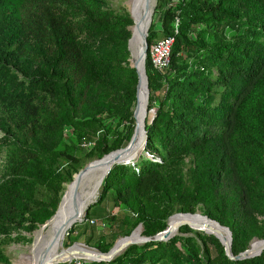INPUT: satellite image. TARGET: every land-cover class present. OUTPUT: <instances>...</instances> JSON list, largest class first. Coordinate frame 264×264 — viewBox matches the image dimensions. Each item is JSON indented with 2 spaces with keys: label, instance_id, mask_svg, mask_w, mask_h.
Instances as JSON below:
<instances>
[{
  "label": "trees",
  "instance_id": "obj_1",
  "mask_svg": "<svg viewBox=\"0 0 264 264\" xmlns=\"http://www.w3.org/2000/svg\"><path fill=\"white\" fill-rule=\"evenodd\" d=\"M235 5L258 14L249 13L244 29L228 38L229 19L239 23L231 17ZM152 16L148 44L167 35L174 40L164 72L146 57L149 106L157 102L145 120L146 142L136 158L110 167L85 210L86 225L93 226L89 219L98 205L124 200L129 211L111 214L113 239L129 234L140 221L146 235L166 229L172 208L164 206L148 219L139 199L161 181L167 163L191 153L205 164L191 185L178 186L180 210L200 204L217 226L229 227L231 251L237 254L249 249L254 236L264 238V0H163ZM131 23L127 10L105 0H0V99H30L52 90L51 122L59 144L92 138L94 144L86 143L90 158L126 145L134 129L138 79L128 59ZM110 131L115 136L108 142ZM38 152L28 158L25 174L0 181L2 228L17 214L33 213V206L45 201L39 195L49 201L58 181L71 179L59 162L65 154L61 149ZM61 195L40 221L54 212ZM179 231L166 240L130 244L99 264H264V247L233 259L215 235L187 225Z\"/></svg>",
  "mask_w": 264,
  "mask_h": 264
},
{
  "label": "rangeland",
  "instance_id": "obj_2",
  "mask_svg": "<svg viewBox=\"0 0 264 264\" xmlns=\"http://www.w3.org/2000/svg\"><path fill=\"white\" fill-rule=\"evenodd\" d=\"M105 1L108 3V5L112 6L116 10H127L130 15L131 11L126 4L127 0ZM168 1L171 0H165V2ZM159 2L160 4H162L163 0H156L154 8L159 5ZM231 8L233 12V15L231 17L234 19H239V23L234 24L233 20L229 19L230 27L225 30V35L228 38H231L233 33H240L244 29L245 21H247L249 13H253L254 15L258 14L257 11L248 10L244 6L235 5L231 6ZM156 17L157 16L154 17L153 23L154 26L158 29L160 28V23ZM130 58L133 61V57L129 50L128 59L131 65ZM156 92L158 93L159 91ZM55 100L56 98L54 92L49 89L42 91L39 95L30 99H0V181L4 177L12 176V174L14 173L21 175L25 174L28 158L37 157L39 154L38 151H40L41 148L46 147H52V149H56V152L58 154L60 149L65 153L64 155H61L59 157V162L63 167V171L67 173V175H71L70 180L63 179L60 183L58 181L54 185V192H52L49 201L48 198L44 196V194L39 195V197H42L45 201L42 204H37L33 206V213L26 211L24 213L17 214L12 220V222L9 221L4 228H2L0 225V264H20L19 261L22 259V256L25 253L29 252V246L33 243L35 232L39 230L46 222V220L51 217V215L56 211L60 200L58 201L54 212L45 220L40 221L39 218L41 217L43 211L45 209L51 208L52 202L57 197V194L62 192L63 195V193L67 189L68 184H70V181L73 179L74 174L77 173L79 169L83 168L91 160L99 158H90L89 146L86 143L91 142V144H94V139L92 138H84L77 145L75 143L73 146H65L59 144V142L55 139V135L53 133V124L51 122L53 109L55 107ZM156 103V101H153L151 103V106H149L148 100V117H151V115L155 111ZM136 104H138V102H136L135 92L134 105H132L133 112ZM135 123L136 120L134 117V127ZM114 136L115 133L110 131L106 135V140L110 142V140H112ZM4 139H10V142L4 144ZM140 154H144L150 157L147 153H145L144 150H142ZM204 164L205 160L203 158L201 159V157L191 153L182 154L180 160L177 162L167 163L162 169L163 178L161 179V181L154 185L152 191L149 190L144 197L139 199L142 211L146 215V218L152 219L155 216L161 214L163 212L162 208L164 206L172 208V212L168 214L164 219L166 224L168 222L167 227L169 226V223L173 218L185 215H195L198 213L204 214L203 208L200 204L193 206L190 210L187 211L180 210L181 204L178 203V200L182 198L181 196H178L177 193L178 186H180L181 189H184L187 186L191 185V183L193 182V178L195 177V171L197 173V169L203 167ZM76 166H78L79 169L77 171H74ZM97 208V213L92 214L90 216V219L92 218L94 220L93 226L86 225V220L84 219L83 215L82 220L75 221L68 228L63 239V249H69L76 246L77 244H82L87 249H97L98 251L101 250V246H104L106 243L111 242V245L107 249L109 250L110 247L113 245L110 249L111 251L115 247L117 241L120 238H124L123 235H118L115 239H113L112 231L115 229V220L111 218V214H114L115 216L123 215L124 213L129 211L128 204L124 200H119L118 203H115L113 200H107L106 202L98 205ZM107 213H109V215H106ZM205 215L206 214H204L203 216ZM90 219L89 221L91 222ZM182 225H187L194 231H202L204 233H207L203 230L194 229L190 225L184 223L179 226L175 234L180 233L179 229ZM136 227L132 229L133 231L136 228L132 232V234L139 228H141L142 231V221H140L136 225ZM220 227L223 229L224 232L225 230H227L221 225ZM141 234L146 235L143 233ZM189 234H193V232L191 231ZM227 234L225 232V236L229 237V235ZM252 239V241L250 240L249 243H252L254 241H260L258 240L260 238L257 236H254ZM80 251L83 252L84 255L88 253L84 249H81ZM122 251H120L119 253H121ZM74 259L75 257L70 260L58 262L57 264H69ZM89 260L93 261L94 259L90 258ZM94 261L98 262L95 264H99V261Z\"/></svg>",
  "mask_w": 264,
  "mask_h": 264
},
{
  "label": "bare ground",
  "instance_id": "obj_3",
  "mask_svg": "<svg viewBox=\"0 0 264 264\" xmlns=\"http://www.w3.org/2000/svg\"><path fill=\"white\" fill-rule=\"evenodd\" d=\"M155 1L156 0H127L126 4L131 11L130 14L134 24L130 26L133 33L129 40V49L133 57V61L137 60L140 52L142 32L146 24H149L152 20L150 17L153 15ZM138 68L140 76L137 90L138 104L136 105L135 117L139 127L140 136H142L143 134L141 132V128L142 124L146 123L145 120L148 116L147 105L149 99L145 72L141 64H138ZM143 147V145H139L137 147L135 151V158ZM110 157V155H106L95 160L92 165L84 173H82L80 179L74 186L68 184L60 209L39 230L35 232L33 243L29 246V252L22 256V259L19 261L20 264H57L58 262L70 260L74 257L76 258L80 256L97 259L106 255H114L132 241H140L142 239L141 228H139L131 236L129 235L127 237L120 238L115 247L106 253H100L97 249H87L82 244H77L69 249H63V239L70 227H66L67 220L76 209L80 210V216L78 218H81L85 213L88 202L97 196L99 185L101 184L109 166ZM184 223L190 225L194 229L204 230L208 233L220 236V238L226 242L229 241V237L225 236L221 227L217 226L213 221L203 216L202 213L173 218L165 230L175 232L178 230L179 226ZM262 243L263 241L261 240L252 242L249 249H247L248 252L251 254L258 252ZM81 249H84L88 253L84 255V253L80 251Z\"/></svg>",
  "mask_w": 264,
  "mask_h": 264
},
{
  "label": "water",
  "instance_id": "obj_4",
  "mask_svg": "<svg viewBox=\"0 0 264 264\" xmlns=\"http://www.w3.org/2000/svg\"><path fill=\"white\" fill-rule=\"evenodd\" d=\"M131 16V14H130ZM150 19H152V16L150 17ZM151 23V22H150ZM150 23L149 24H146L143 32H142V37H141V44H140V52L138 54V58L136 61H131V65L135 67L136 69V72H137V77H138V80H137V84H136V102H137V90H138V85H139V76H140V71H139V68H138V64H141L144 72H145V76H146V84H147V87H148V79H147V74H146V69H145V57H146V49L148 47V42H147V35H148V29H149V26H150ZM131 26V25H130ZM130 28V27H129ZM131 37V36H130ZM130 37L128 38V49H129V40H130ZM130 50V49H129ZM131 60V58H130ZM148 97H149V88H148ZM137 105V104H136ZM135 114H136V106L134 108V112H133V115L135 117ZM135 120H136V117H135ZM141 132H142V136H140V133H139V127L137 125V121L135 123V127L133 129V132L128 140V142L126 143V145L122 146V147H119V148H116V149H113L105 154H103L101 157L99 158H102L106 155H110L111 157L109 158V166L106 170V173L105 175L107 174V172L109 171L110 167L114 164V163H121V162H127V161H130L132 160L133 158H135V151L137 149V147L139 145H143L145 144L146 142V129H145V123L142 124V128H141ZM99 158H96L94 160H91L90 162H88L83 168L79 169V171L77 173L74 174V177L73 179L70 181V185H75L77 183V181L80 179V176L82 175V173H84L91 165L92 163L99 159ZM64 196H65V192L63 193L60 201H59V204L57 206V209L56 211L51 215V217H49L46 222L52 218L57 212L58 210L60 209V205L64 199ZM96 200V197L92 200H90V202H88V204L86 205V209L89 207V205L91 203H93L94 201ZM80 216V210L79 209H76L74 210V212L70 215L69 219L67 220V223H66V227L67 226H71L75 221L77 220H82V217L81 218H78ZM78 218V219H77ZM215 220V219H214ZM217 221V220H216ZM45 222V223H46ZM44 223V224H45ZM43 224V225H44ZM71 224V225H70ZM223 225V224H221ZM226 229H227V232H228V235H229V241H225L223 240L222 238H220V236H217L215 235L216 237L219 238V240L224 244V247H225V253L230 257V258H233V259H241V258H245V257H250V256H253V255H256L258 253H260L261 249L264 247V238H260L259 240L263 241L262 243V246L261 248L259 249L258 252L256 253H249L247 248L244 249L243 251H240L239 253L237 254H233L232 251H231V231L229 229L228 226L226 225H223ZM164 229L160 230V231H157L155 232L154 234H151V235H141L142 236V239L140 241H132L130 244H133V243H143L145 241H148V240H166L168 239L169 237H171L172 235H174L176 233L175 232H170V231H164ZM199 230V229H198ZM204 231V230H203ZM132 232V231H131ZM206 232V231H205ZM208 233V232H207ZM131 233L127 234V235H123L124 237H127L129 236ZM213 234V233H212ZM130 244H127L130 245ZM113 246V245H112ZM111 246V247H112ZM127 246H125L122 250H124ZM110 247V249H111ZM107 250V251H101V250H98V252L100 253H106V252H109L110 251ZM121 250V251H122ZM120 252V251H119ZM118 252V253H119ZM118 253L114 254V255H106L104 257H100V258H97V259H94V260H97V261H108V260H111L113 259Z\"/></svg>",
  "mask_w": 264,
  "mask_h": 264
},
{
  "label": "built area",
  "instance_id": "obj_5",
  "mask_svg": "<svg viewBox=\"0 0 264 264\" xmlns=\"http://www.w3.org/2000/svg\"><path fill=\"white\" fill-rule=\"evenodd\" d=\"M175 25L177 26V20ZM173 40V35H167L160 37L148 44L146 49V57L148 55L151 63L159 70H163L170 62V53ZM90 220L91 222L94 221L92 218ZM89 259L85 257H77L71 261V264H91L92 260L90 261Z\"/></svg>",
  "mask_w": 264,
  "mask_h": 264
}]
</instances>
